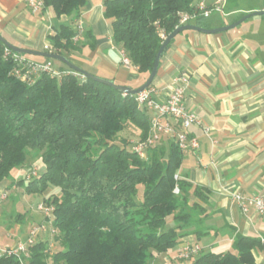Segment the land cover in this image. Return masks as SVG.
Listing matches in <instances>:
<instances>
[{"label":"trees","instance_id":"trees-1","mask_svg":"<svg viewBox=\"0 0 264 264\" xmlns=\"http://www.w3.org/2000/svg\"><path fill=\"white\" fill-rule=\"evenodd\" d=\"M43 1L56 17H77L86 4ZM194 1H103L112 42L143 83L164 39L178 27V14L190 11ZM203 21L192 23L204 26ZM74 35V28L60 25L48 36L51 53L69 59V53L79 52ZM6 49L0 41V186L11 181L2 190L16 185L28 195L58 190L45 203L53 207L51 225L61 249L49 254L47 241H36L25 264H148L155 254L180 244L204 209L195 202L188 205L192 184L180 176L174 179L182 162L174 139L140 158L125 140L116 139L129 124L138 128L140 140L149 134V114L135 96L77 75L61 62V78L43 73L28 85L11 74L14 62ZM32 156L40 159L42 171L26 184L25 178L12 180ZM193 193L200 197L204 192L195 187ZM258 251L264 253V243L240 236L231 250L201 251L188 264H254ZM0 264L21 263L2 256Z\"/></svg>","mask_w":264,"mask_h":264},{"label":"crops","instance_id":"crops-1","mask_svg":"<svg viewBox=\"0 0 264 264\" xmlns=\"http://www.w3.org/2000/svg\"><path fill=\"white\" fill-rule=\"evenodd\" d=\"M103 1L86 0L77 17H56L50 9L33 13L24 0H0V35L16 47L49 52L48 36L54 35L60 25L74 28L80 24L81 47L79 52L69 53V61L116 85L138 88L143 81L137 69L122 65L121 49L112 42L111 23L104 16ZM215 2L206 0V5ZM256 10L223 9L221 14ZM231 23L222 20L200 27L212 29ZM32 57L34 62H46L44 57ZM58 70H64L63 66ZM181 73L190 77L185 106L202 126L210 128V134L204 135L200 127L190 128L199 148L194 153L182 152L177 174L193 186L187 194L188 205L195 202L204 212L175 246L174 253L163 257V264H188L176 258L186 243L198 244L202 252L215 254L231 250L240 236L264 243V216L253 209L243 213L230 197L232 191L244 196L264 193V65L254 58L245 36L234 30L216 34L186 30L174 37L160 59L152 82L160 93L159 100L165 99ZM163 140L167 143L170 139ZM10 183L4 182L0 190ZM195 187L203 190L202 196L194 195ZM15 239L19 240L17 236ZM4 243L0 238L1 247H10ZM254 256V264H262L264 253L258 251Z\"/></svg>","mask_w":264,"mask_h":264},{"label":"built area","instance_id":"built-area-1","mask_svg":"<svg viewBox=\"0 0 264 264\" xmlns=\"http://www.w3.org/2000/svg\"><path fill=\"white\" fill-rule=\"evenodd\" d=\"M24 2L33 13L44 9L43 0H24ZM224 3L225 0H216L213 5L207 6L206 0H195L190 11L180 12L178 14V27L185 24H192V22L200 18H209L213 13H223ZM74 30L75 35L72 37V41L78 42L83 32L82 26L76 24ZM46 49L52 50V47L46 46ZM11 52L8 49L5 50V55H10L14 62L11 74L28 85L33 84L37 77L43 73L57 78H61L64 74L54 68L51 60L37 63L23 54ZM49 52L51 53V51ZM120 55L123 66L128 69H136L123 50L120 51ZM189 79V74H179L174 80L172 89L166 92L164 100L158 99L160 93L152 85L134 95L137 104L144 108L150 117V131L148 136L144 140H137L131 146V150L140 158H145L147 150L159 145L165 137L174 139L181 152H196L199 148V141L189 133L190 128L193 126L200 127L203 134L209 136L210 128L202 126L196 115L190 112L185 106V92L189 85ZM32 175L35 176V172H31V175H25V179L30 180ZM178 178L179 175L176 173L174 179L177 180ZM174 193H178L177 187H175ZM7 197V191L0 190V205ZM230 197L243 213H247L250 209H253L257 214L264 216V193L244 196L240 192L232 191L230 192ZM37 208L47 216L52 214L53 211L52 206L43 202L39 203ZM43 230V226L32 227L25 241L17 242L10 247L0 246V258L2 256H14L21 264H25V260L29 257V247L35 244L36 236ZM200 252L201 247L198 244L186 243L180 248L176 258L185 263H189ZM262 264H264V260Z\"/></svg>","mask_w":264,"mask_h":264},{"label":"rangeland","instance_id":"rangeland-1","mask_svg":"<svg viewBox=\"0 0 264 264\" xmlns=\"http://www.w3.org/2000/svg\"><path fill=\"white\" fill-rule=\"evenodd\" d=\"M224 9L226 10H248L264 8V0H225ZM228 8V9H227ZM242 12H236L231 15H223L221 13H213L209 18H204L203 25L208 23L214 24L219 21H233L236 22L241 18ZM70 23V21H68ZM245 36L247 44L253 51L254 58L264 65V16H253L243 21L241 24L230 29ZM28 58L34 59L32 56ZM56 70L62 67L58 61L53 62ZM117 141L125 140L128 147L131 146L139 139V130L134 125H127L120 133L117 134ZM120 139V140H118ZM166 144L163 140L160 145ZM43 169V165L37 156H32L28 159L27 163L20 169L13 173L12 180L25 178V175L35 172L36 177ZM29 181L25 179V184ZM15 188L7 189V199L0 205V238L4 239V244L12 245L15 242L25 241L29 230L32 227H44V230L36 236V241H47L48 253L52 254L54 251L61 249L58 241L55 239L57 230L52 227L51 220L52 214L45 215L44 212L38 210L39 203H45L47 199L58 194L56 188L51 187L44 194H31L25 193L22 187L14 185ZM190 211V210H187ZM196 219L193 220L195 222ZM167 224L170 225L171 221L168 220ZM15 236H17L18 241ZM232 249V248H231ZM175 247L168 250L166 253L155 254L150 260L149 264H163L166 254L172 255ZM173 264H178L174 262Z\"/></svg>","mask_w":264,"mask_h":264},{"label":"water","instance_id":"water-1","mask_svg":"<svg viewBox=\"0 0 264 264\" xmlns=\"http://www.w3.org/2000/svg\"><path fill=\"white\" fill-rule=\"evenodd\" d=\"M253 16H264V10H256V11L249 12V13L245 14L244 16H242L240 19H238L234 23H231L229 25H225L222 27L212 28V29L203 28V27H200V26L195 25V24H185V25H181V26L177 27L164 39L163 43L161 44V46L159 47V49L155 55L151 72L149 73V75H148L147 79L144 81V83L138 88H131L129 86L116 85L114 82H112L110 80H106V79L97 77L95 75H92L89 72L85 71L84 69H82V68L76 66L75 64L71 63L69 61V59H67L66 57H64L62 55H59L56 53L40 52V51H34V50L16 47V46L8 43L1 35H0V41H2L4 43V45L14 53L25 54V55H30V56H40V57H44L47 59H51V60L61 62V63L65 64L69 69H71L74 73L82 75L83 77L94 79V80L99 81V82H103L109 86L114 87L115 89L121 91L124 94H129V95L134 96L137 93L145 90L146 88H148L152 84V82H153V80L157 74L159 62H160L162 55L167 51L168 44L179 33L186 31V30H194V31H198V32L206 33V34H216V33H220V32L230 30V29L236 27L237 25L241 24L243 21H245L248 18H251Z\"/></svg>","mask_w":264,"mask_h":264}]
</instances>
